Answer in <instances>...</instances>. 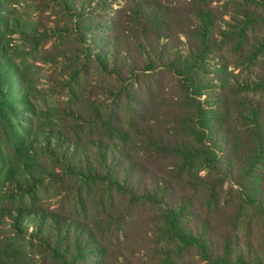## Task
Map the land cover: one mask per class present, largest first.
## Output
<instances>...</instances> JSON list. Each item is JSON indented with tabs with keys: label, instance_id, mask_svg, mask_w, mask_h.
Instances as JSON below:
<instances>
[{
	"label": "trees",
	"instance_id": "trees-1",
	"mask_svg": "<svg viewBox=\"0 0 264 264\" xmlns=\"http://www.w3.org/2000/svg\"><path fill=\"white\" fill-rule=\"evenodd\" d=\"M19 3L0 0V264H27L29 244L52 264H136V247L149 264H264V0L45 1L80 45L57 86L76 97L92 66L113 85V105L55 120L11 41L54 31Z\"/></svg>",
	"mask_w": 264,
	"mask_h": 264
},
{
	"label": "rangeland",
	"instance_id": "rangeland-1",
	"mask_svg": "<svg viewBox=\"0 0 264 264\" xmlns=\"http://www.w3.org/2000/svg\"><path fill=\"white\" fill-rule=\"evenodd\" d=\"M20 3L14 5L18 15L23 19H29L36 24L46 25L54 31L52 38L46 40L41 45L33 47L26 46L19 41L17 35L11 37L13 46L17 52L18 63L26 72L28 78L35 88L33 97V107L39 114L55 120L59 113L65 110L70 111L74 115L80 114L85 116L89 113V106L92 102L97 108L113 105L111 99L112 84L109 79H103L94 69L88 67L81 75L78 76L75 84V92L77 96H69L68 91H64L61 86L67 83H73L74 76L83 68L80 61L76 59V52L80 50L77 37L72 31V22L61 11L60 8L52 4V8H47L45 1L49 0H19ZM49 6V5H48ZM78 82V83H77ZM74 84V83H73ZM69 124L73 127L74 120ZM61 125V124H60ZM97 137L96 132H83L82 138L94 139ZM159 166L165 165L166 162L161 160ZM96 192H98L96 190ZM101 196V195H100ZM103 198V197H102ZM110 201L105 199L104 202ZM117 208L123 209L124 204L116 197L112 200ZM54 208V207H53ZM67 204L65 214H72L76 211ZM57 208L55 207L54 210ZM150 213L147 209L135 210L134 216L129 221L126 235L122 238L121 249L123 252L133 251L127 250L134 242L135 236L141 234V231L148 226ZM258 235H256V238ZM255 238V239H256ZM108 245L107 240L103 242ZM258 245V243L256 242ZM109 246V245H108ZM260 248V247H259ZM135 252L139 255L134 258L136 264H149V259L143 257L145 249L136 247ZM24 251L27 254L25 262L27 264H52L48 260L42 259L38 253V248H33L30 244L24 245ZM114 249L111 250V252Z\"/></svg>",
	"mask_w": 264,
	"mask_h": 264
}]
</instances>
